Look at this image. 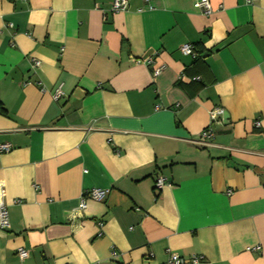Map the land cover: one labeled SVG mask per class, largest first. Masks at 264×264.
I'll return each mask as SVG.
<instances>
[{
	"label": "crops",
	"instance_id": "crops-1",
	"mask_svg": "<svg viewBox=\"0 0 264 264\" xmlns=\"http://www.w3.org/2000/svg\"><path fill=\"white\" fill-rule=\"evenodd\" d=\"M195 1L0 0V264H264V0Z\"/></svg>",
	"mask_w": 264,
	"mask_h": 264
},
{
	"label": "built area",
	"instance_id": "built-area-1",
	"mask_svg": "<svg viewBox=\"0 0 264 264\" xmlns=\"http://www.w3.org/2000/svg\"><path fill=\"white\" fill-rule=\"evenodd\" d=\"M16 1H25V0H16ZM253 1L255 0H245L247 4H250ZM193 7L204 16H208L212 13V8L209 3V0H196L195 3L193 4ZM126 8H127V0H112V3L110 5V11L112 13L123 12L126 10ZM180 52L183 55H189V56L194 55L193 47L188 44L182 45L180 47ZM140 62H141L140 60L137 61V63H140ZM143 62L145 63V65H148V66L153 64V61L150 58ZM39 66H40V62L33 59L32 67L38 68ZM163 69H164L163 66H158V67L153 68L152 69L153 76L155 77L158 76L162 72ZM61 94H62L61 91L57 89L55 93L53 94V100H57L59 97H61ZM218 114H221V111L215 110L211 113V117L215 118L216 115ZM254 126L259 127L260 123L256 121L254 123ZM212 136H213L212 131L206 128L200 133L198 141H196L195 143L200 146H207L209 145V141L211 140ZM10 150H11V146L9 144H0V153H5ZM164 184H165L164 178L162 177L156 178L155 187L157 189L162 188ZM106 195H107V190L91 189L87 191L85 194L81 195L77 208L79 210H85L86 199H90L95 202H101L105 199ZM8 226H9V221H8V213H7L6 207L2 203H0V230H6ZM98 226L100 227L101 223H98ZM112 255H115V253L113 252ZM17 256L19 257L20 260H23L27 258L28 253L25 249L19 248L17 249ZM200 261H201V257L199 256H192L189 259H185V258L179 257L178 255L172 252H168L167 254V264H198Z\"/></svg>",
	"mask_w": 264,
	"mask_h": 264
},
{
	"label": "water",
	"instance_id": "water-1",
	"mask_svg": "<svg viewBox=\"0 0 264 264\" xmlns=\"http://www.w3.org/2000/svg\"><path fill=\"white\" fill-rule=\"evenodd\" d=\"M226 117V115H224V118Z\"/></svg>",
	"mask_w": 264,
	"mask_h": 264
}]
</instances>
